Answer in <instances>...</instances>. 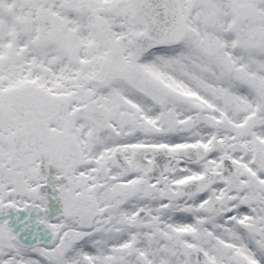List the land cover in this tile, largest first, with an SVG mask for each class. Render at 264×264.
I'll return each mask as SVG.
<instances>
[{"label": "snow or ice", "instance_id": "6c2138e0", "mask_svg": "<svg viewBox=\"0 0 264 264\" xmlns=\"http://www.w3.org/2000/svg\"><path fill=\"white\" fill-rule=\"evenodd\" d=\"M0 264H264V0H0Z\"/></svg>", "mask_w": 264, "mask_h": 264}]
</instances>
